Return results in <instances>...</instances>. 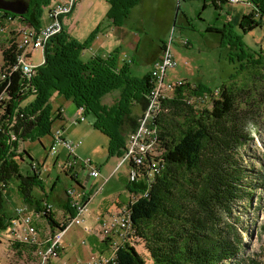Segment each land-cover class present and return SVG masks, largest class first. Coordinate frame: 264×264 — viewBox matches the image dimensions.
Segmentation results:
<instances>
[{
  "label": "trees",
  "instance_id": "16d2710c",
  "mask_svg": "<svg viewBox=\"0 0 264 264\" xmlns=\"http://www.w3.org/2000/svg\"><path fill=\"white\" fill-rule=\"evenodd\" d=\"M139 1L112 0L107 16L114 18L112 12L117 11L122 22ZM28 2L23 15L5 13L37 29L43 7L51 0ZM250 2L253 8L238 23L243 32L261 26L264 18V0ZM98 31L96 27L89 38L79 42L61 28L45 40L42 62L34 66L29 77L17 62L22 48L16 37L0 43V230L7 227L12 214L6 199L11 190L34 209L43 201L34 192L44 191L40 165L24 147L20 148V143L52 136L53 94L71 100L84 115L94 116L92 125L108 137L110 154L120 156L128 135L137 127L138 116L132 106H145L150 73L133 75L130 63L120 62L116 51L82 60L81 51L90 46ZM225 43L229 61L236 63L229 83L218 88L215 98L212 90L184 79L185 84L176 87L163 102L158 120L162 149L158 173L150 182L140 178L126 183L129 192L147 191L131 205L130 217L151 264H241V239L226 216L232 202L243 198V172L234 154L247 138L249 110L264 103V74L260 70L264 54L245 47L239 35ZM238 77H242L241 85H236ZM203 94L210 97L201 102L210 101V107L194 109L188 99ZM28 95L32 100L22 105ZM105 95L110 101L103 102ZM177 114L182 115L181 121L174 119ZM24 153L29 160L23 170ZM257 177L264 180V173L257 172ZM52 215L50 220L55 225ZM116 262L145 264L136 249L127 245L117 249Z\"/></svg>",
  "mask_w": 264,
  "mask_h": 264
},
{
  "label": "rangeland",
  "instance_id": "374dc122",
  "mask_svg": "<svg viewBox=\"0 0 264 264\" xmlns=\"http://www.w3.org/2000/svg\"><path fill=\"white\" fill-rule=\"evenodd\" d=\"M78 2L79 0H75L74 7ZM214 4L218 5L215 1ZM252 8V5L246 1L236 4L223 3V8L220 10L212 4L211 0H140L130 8L128 16L122 21L123 26L133 30L140 37L137 52L125 51L128 56L133 57V61L130 63L132 74L142 76L148 72L152 61L161 54L160 46L163 43H170V50L176 60V66L167 71L168 78L170 80L183 78L192 83H201L213 91L212 97L217 98L218 88L229 83V79L236 69V63L229 61L227 57L229 47L225 42L231 37L239 35L245 47L260 49L264 54L263 20L261 26H256L247 32H243L238 25L241 16ZM5 12L7 11L0 9V43L2 45L12 36H15L16 40H20L19 31L29 25L19 17L7 19L10 15ZM45 13L46 9L43 7L41 21H43ZM209 27L223 29V32L209 30ZM29 55L28 61L32 65L42 62V49H32ZM260 70L264 74V67ZM236 81V85H241L242 77H238ZM109 97L105 95L103 102L110 101ZM32 98V95H28L21 104H27ZM60 98L65 99L64 97ZM207 99L204 98V101H208ZM188 100L196 110L210 107V101L198 103L192 98ZM241 100L239 99V103ZM53 103L58 104L59 100L51 99V104L53 105ZM140 109L138 104L132 106L133 113L137 116ZM247 116L249 123L247 138L238 152L234 154L243 172L242 179L245 183L242 191L243 198L235 199L232 202L226 221L235 227L238 237L241 239L238 250V256L241 258L240 263L264 264V180L257 177V172L264 173V103L259 104L257 108H251ZM93 119L92 114H87L82 121L74 122L68 119L63 123L68 139L75 143L78 142L74 149L75 155L78 160L91 159L92 163L96 162L100 167L107 164L109 160L107 167L112 168L116 163L117 165L113 170V172L115 171L113 178L89 203L88 211L84 215V218L87 216L88 220L80 225L73 224L63 235L62 241L66 242V253L71 255L90 244L92 232L84 230V225L92 226L94 224L95 216L100 212L98 203L101 199L106 197L112 200V196L124 187L123 179H118L119 171L127 173V175L129 172L127 164L118 166L119 155L108 152L109 139L93 127ZM174 119L181 121L183 117L181 114H177ZM22 147L40 164L39 171L43 186L49 187L52 182H55L54 190H62L71 181L68 173L61 169V163L67 157V151L63 146L57 145L55 153L51 154L49 140L43 137L42 140L24 141L20 143V148ZM28 160L29 157L24 153L23 170L28 167ZM76 167L77 170H81L78 165ZM34 192L38 197H41L40 189H35ZM6 199L7 209L12 213L16 205L14 206L10 201H13L14 204L19 203L18 196L14 190H11ZM50 200L56 205L54 215L60 219L61 207L53 195L50 196ZM113 207H110L109 210L114 211ZM127 220H131V217ZM9 237L7 227L0 230V264H32L34 261L32 249L22 244L12 243ZM118 247L122 246L107 245V250L100 253V257L113 255L116 260L114 251ZM136 251L144 259L145 264H151L150 254L139 238ZM95 261L98 260L95 259Z\"/></svg>",
  "mask_w": 264,
  "mask_h": 264
},
{
  "label": "built area",
  "instance_id": "2783aa9c",
  "mask_svg": "<svg viewBox=\"0 0 264 264\" xmlns=\"http://www.w3.org/2000/svg\"><path fill=\"white\" fill-rule=\"evenodd\" d=\"M251 4L250 0H223L224 3ZM75 0H51L45 6V17L47 22L39 28L27 25L19 31L20 40H16L22 51L17 56V62L22 72L29 77L34 72V66L28 61L27 53L32 49L43 48V44L49 36L57 33L62 28V20L65 15L71 12ZM217 6L221 5V0H216ZM220 8V7H219ZM222 10V8H220ZM11 17H7L10 19ZM264 22V18L262 19ZM170 43L163 45L160 56L154 60L150 67V87L146 94V104L142 108L138 119L137 127L130 132L127 137L126 148L120 155L118 166L127 164L129 167L128 180L136 181L144 178L150 182L156 173L162 149L158 135V120L163 110V102L170 98L176 87L185 84L183 78L170 80L167 71L176 66V60L170 50ZM193 87V85H190ZM208 94L194 97L198 102L209 98ZM85 119L82 108H76L74 122ZM78 144L63 136L61 127L54 129L51 136L49 152L54 154L56 146L61 145L67 151L66 159L61 163V169L65 173L74 177L73 170L78 165L87 171L92 177L99 176V167L92 163L91 159L77 160L74 149ZM36 163H33V167ZM85 185L77 183L66 187L65 193L68 205L73 210V215H68L63 220H56L52 215L54 205L48 200H43L36 209L26 203H21L14 207L8 221L7 229L9 240L12 243H19L32 249L34 261L32 264H54L59 259L63 250V235L73 224L80 225L84 222V215L88 211L91 200L84 188ZM146 196L143 192H129V201L118 206L114 211L99 214L95 217L92 226L84 225L83 229L90 231L106 243V245L130 246L137 248V235L135 233L132 220H127V209L131 208L136 199ZM57 224L53 225L50 217ZM95 259H100V253L91 255L85 259H75L69 264H94ZM109 261L110 258H109Z\"/></svg>",
  "mask_w": 264,
  "mask_h": 264
},
{
  "label": "crops",
  "instance_id": "0c3cea01",
  "mask_svg": "<svg viewBox=\"0 0 264 264\" xmlns=\"http://www.w3.org/2000/svg\"><path fill=\"white\" fill-rule=\"evenodd\" d=\"M111 1L112 0H79L75 7L72 8L71 12L65 15L62 20V28L66 31V33L69 34L70 37L76 39L79 42L85 41L87 38H89L90 33L96 27H98L99 31L91 41L90 46L84 48L81 51L80 57L82 60H87L93 56L104 57L112 53L113 51H116L117 57L120 62L127 61L131 63L133 61V57L128 56L125 51L128 50L137 52L140 43V37L133 30L127 29L125 26H123V22H120V18L117 11L112 12L114 18L107 16V13L111 7ZM214 1L216 2V0ZM221 1V5H219L218 7L223 8L224 2L223 0ZM45 22H47L46 17H44L43 21H41V25L45 24ZM123 49L126 50L123 51ZM149 71L150 69L148 70V72ZM60 97L62 96L53 94L50 98V102L51 99L56 100L57 98L59 100L58 104H51L54 117L51 133L54 131V129L61 127L63 130V136L68 139V135L65 134V127L63 123L68 119L73 121V118L76 115V107L72 104L71 100L62 99ZM141 110L142 108L140 109V112ZM43 137L48 138L50 146L51 136L49 135ZM43 137L41 138V140L43 139ZM76 159L78 160L77 155ZM109 161L103 167H100L99 164L95 162L96 164H98L100 171L99 176L96 178H92L87 173V171L83 169L79 171L77 170V167H75L73 170L74 177L68 174V177L71 181L68 182L62 190H54L55 182H52L49 187L45 185L43 186L44 191H41L40 193L41 198L43 200L50 201L55 207V203L50 200V196L53 195L54 198L57 200L58 205L61 207V218L58 219L54 215L56 220L61 221L69 215V205L65 193L66 187L71 185H77V183L85 185V191L89 195H91V202L94 196L103 189L104 185L109 182L115 174V171L113 172V170L116 167L117 163L115 166L113 165V167L110 168L107 167ZM119 172L120 173L118 174V179H123L124 187L118 192H116L114 196H112V200H109L106 197L101 199V201L98 203L100 212L97 213L96 216H98L99 214L110 212V207L114 206L113 208L116 209L118 206H121L128 202L129 191L126 189L128 175L127 173L124 174L121 171ZM18 201L19 203L17 204H14L13 201H10V203L14 206L23 203L20 197H18ZM87 220L88 218L86 216L84 221ZM90 238V244L83 247L82 250L78 251L74 255L66 253V242L63 240V250L60 253L59 259L56 260L54 264H69L75 259H85L90 257L91 255L102 253L107 250L106 243L103 242L100 237L91 233Z\"/></svg>",
  "mask_w": 264,
  "mask_h": 264
},
{
  "label": "water",
  "instance_id": "95a60500",
  "mask_svg": "<svg viewBox=\"0 0 264 264\" xmlns=\"http://www.w3.org/2000/svg\"><path fill=\"white\" fill-rule=\"evenodd\" d=\"M29 7L28 0H0V9L17 15H23Z\"/></svg>",
  "mask_w": 264,
  "mask_h": 264
},
{
  "label": "bare ground",
  "instance_id": "6f19581e",
  "mask_svg": "<svg viewBox=\"0 0 264 264\" xmlns=\"http://www.w3.org/2000/svg\"><path fill=\"white\" fill-rule=\"evenodd\" d=\"M145 195H147V191H145ZM130 214H131V209L129 208V209H127V218H130ZM137 241H138V238H137ZM116 250L114 251V254H115ZM109 258H110L111 261H109ZM97 260H98L97 262L94 261V264H117L116 260H115V257H113V255H111V256L103 255V256L100 257V259H97Z\"/></svg>",
  "mask_w": 264,
  "mask_h": 264
}]
</instances>
